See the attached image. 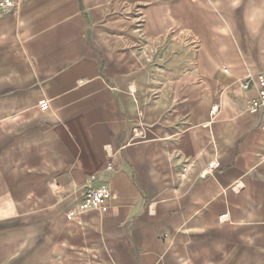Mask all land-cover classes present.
Here are the masks:
<instances>
[{
	"label": "crops",
	"instance_id": "crops-1",
	"mask_svg": "<svg viewBox=\"0 0 264 264\" xmlns=\"http://www.w3.org/2000/svg\"><path fill=\"white\" fill-rule=\"evenodd\" d=\"M13 1L0 264H264V120L242 87L264 70V26L252 36L243 17L264 24V5ZM99 181L105 208L81 209Z\"/></svg>",
	"mask_w": 264,
	"mask_h": 264
},
{
	"label": "built area",
	"instance_id": "built-area-1",
	"mask_svg": "<svg viewBox=\"0 0 264 264\" xmlns=\"http://www.w3.org/2000/svg\"><path fill=\"white\" fill-rule=\"evenodd\" d=\"M15 6L13 0H2L0 1V13H6L8 10ZM227 71V69H224ZM255 83L256 85V96L248 101L247 110L253 114H258L264 120V70L259 71L252 76L242 81V87L248 89L250 85ZM219 110V104L214 103L210 109V114L214 116ZM217 167L215 161L208 163L206 169L201 173V177L212 172ZM94 178V177H92ZM109 197V189L104 181L92 183L83 190L82 198L79 202L81 209L90 208H105L106 200ZM71 211H68L70 214ZM224 215H222L223 217Z\"/></svg>",
	"mask_w": 264,
	"mask_h": 264
},
{
	"label": "clouds",
	"instance_id": "clouds-1",
	"mask_svg": "<svg viewBox=\"0 0 264 264\" xmlns=\"http://www.w3.org/2000/svg\"><path fill=\"white\" fill-rule=\"evenodd\" d=\"M259 2L261 5H264V0H259ZM242 3L243 0H230V5L234 10L240 8ZM259 12V9H252L243 17L244 26L252 36L259 35L261 27L264 26L259 19Z\"/></svg>",
	"mask_w": 264,
	"mask_h": 264
}]
</instances>
